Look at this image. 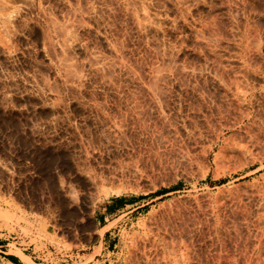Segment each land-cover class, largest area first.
Masks as SVG:
<instances>
[{"label": "rangeland", "instance_id": "rangeland-1", "mask_svg": "<svg viewBox=\"0 0 264 264\" xmlns=\"http://www.w3.org/2000/svg\"><path fill=\"white\" fill-rule=\"evenodd\" d=\"M114 196L141 206L108 247ZM0 236L30 264H264V0H0Z\"/></svg>", "mask_w": 264, "mask_h": 264}, {"label": "crops", "instance_id": "crops-1", "mask_svg": "<svg viewBox=\"0 0 264 264\" xmlns=\"http://www.w3.org/2000/svg\"><path fill=\"white\" fill-rule=\"evenodd\" d=\"M103 195L107 196L105 194ZM132 201H134V199L129 198V197L114 196L111 200H107L105 205L100 206L98 208L97 213L99 214L100 229L104 230L102 236L103 238L106 239L104 243H108L107 244L108 247H110L111 245L113 246L115 245L114 240L117 234L116 231L113 230L112 227L105 229L108 224L112 223L110 218L112 217V215H115L116 212L123 210L126 207H132L129 211H127L128 213L130 211L136 210L137 208L141 206L140 204L133 206L136 202H132ZM6 239H7L6 237L0 236V264H30L27 261H25L18 252L10 250V249H6V247L8 245L10 246L11 244L10 242H4V240ZM72 243L73 245H77V242L75 241H72ZM15 248L20 249L17 246H15ZM75 249H78V253L80 254L79 250H81V247L78 246L77 248H74V250H72L73 251L72 253H74ZM20 253L23 254L24 256L29 257L32 261V264H76L77 263V260L75 261L72 258H70L71 260L68 258H59V260H62V261H59L57 263L56 262H45V261L39 262V261L34 260L36 258V256L34 255L30 254L29 256L28 254L24 253L22 250ZM7 254L13 255L16 258L10 259L5 256ZM88 254H89L88 252H82V255H88Z\"/></svg>", "mask_w": 264, "mask_h": 264}, {"label": "trees", "instance_id": "trees-1", "mask_svg": "<svg viewBox=\"0 0 264 264\" xmlns=\"http://www.w3.org/2000/svg\"><path fill=\"white\" fill-rule=\"evenodd\" d=\"M6 257H8V258H10V259H14V258H16V257H14L13 255H10V254H7V255H5Z\"/></svg>", "mask_w": 264, "mask_h": 264}]
</instances>
